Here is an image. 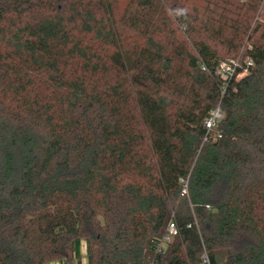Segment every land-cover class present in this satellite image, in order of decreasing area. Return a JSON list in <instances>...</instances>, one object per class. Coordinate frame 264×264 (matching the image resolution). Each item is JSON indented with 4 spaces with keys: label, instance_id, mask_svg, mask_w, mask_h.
I'll return each mask as SVG.
<instances>
[{
    "label": "trees",
    "instance_id": "16d2710c",
    "mask_svg": "<svg viewBox=\"0 0 264 264\" xmlns=\"http://www.w3.org/2000/svg\"><path fill=\"white\" fill-rule=\"evenodd\" d=\"M83 242L87 264H264V0H0V264Z\"/></svg>",
    "mask_w": 264,
    "mask_h": 264
},
{
    "label": "built area",
    "instance_id": "2783aa9c",
    "mask_svg": "<svg viewBox=\"0 0 264 264\" xmlns=\"http://www.w3.org/2000/svg\"><path fill=\"white\" fill-rule=\"evenodd\" d=\"M253 65L252 60H245L242 62V59H230L226 62L220 64L217 69V75L224 80L225 82H229L230 80L236 78H242L245 73L248 72V67ZM225 115L221 108V106H217L212 112L206 121V128L209 131H212L219 122L224 119ZM178 232L177 226L174 222H171L169 225V236L167 237V241H170L171 238L176 235Z\"/></svg>",
    "mask_w": 264,
    "mask_h": 264
},
{
    "label": "rangeland",
    "instance_id": "374dc122",
    "mask_svg": "<svg viewBox=\"0 0 264 264\" xmlns=\"http://www.w3.org/2000/svg\"><path fill=\"white\" fill-rule=\"evenodd\" d=\"M128 0H120V6L123 7L126 3H127ZM245 57H243L242 59V62L247 60V59H244ZM245 75H247V73H245ZM244 75V76H245ZM243 76V77H244ZM240 79V78H239ZM82 254H83V257H82V263L85 264L86 261H87V250H86V243L83 242V247H82ZM75 264H76V261L74 260ZM51 264H63L61 262H53Z\"/></svg>",
    "mask_w": 264,
    "mask_h": 264
},
{
    "label": "crops",
    "instance_id": "0c3cea01",
    "mask_svg": "<svg viewBox=\"0 0 264 264\" xmlns=\"http://www.w3.org/2000/svg\"><path fill=\"white\" fill-rule=\"evenodd\" d=\"M85 264H87V261H86V263Z\"/></svg>",
    "mask_w": 264,
    "mask_h": 264
}]
</instances>
